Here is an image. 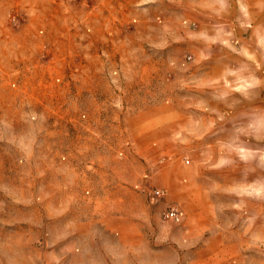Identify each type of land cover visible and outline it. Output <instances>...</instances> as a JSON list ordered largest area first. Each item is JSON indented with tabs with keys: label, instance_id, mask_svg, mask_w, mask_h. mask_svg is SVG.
<instances>
[{
	"label": "rangeland",
	"instance_id": "obj_1",
	"mask_svg": "<svg viewBox=\"0 0 264 264\" xmlns=\"http://www.w3.org/2000/svg\"><path fill=\"white\" fill-rule=\"evenodd\" d=\"M59 2L63 28L54 31L41 0L3 4L9 25L36 30L15 37L31 60L3 81L6 101L15 93L25 104L2 125L8 132L19 123L21 141L2 140L15 149L0 158V264H264V0ZM23 6L33 7L29 20ZM109 23L117 26L105 30ZM26 72L32 76L23 79ZM120 96L160 106L98 102ZM154 117L162 123L158 144L149 132ZM139 123L140 140L124 136ZM192 126L211 140L188 141ZM219 156L220 169L212 167ZM203 161L205 181L225 185L210 200L229 229L207 241L184 233L193 203L180 187ZM109 173L149 188L117 191L113 201L101 186ZM251 179L259 236L244 247L232 232L243 198L235 188ZM148 206L158 229L149 241L116 219L137 220ZM173 209L178 219L168 216Z\"/></svg>",
	"mask_w": 264,
	"mask_h": 264
},
{
	"label": "crops",
	"instance_id": "obj_2",
	"mask_svg": "<svg viewBox=\"0 0 264 264\" xmlns=\"http://www.w3.org/2000/svg\"><path fill=\"white\" fill-rule=\"evenodd\" d=\"M22 0H0V158L6 156V153H10V150L13 151L15 148L11 146H7L6 144L3 145L2 140H9L11 143L17 145V141L20 140V128H19V123L17 124H9L10 127L15 126L14 130L8 129V132H6V129L2 127L3 123H5V115L6 114H16L23 110V108H17V104L20 103L21 105L25 104V99L21 100L20 102L17 101L16 99V94L14 93V97L10 101H6V96H4L3 91V81L6 79V75H8L7 80L12 79L13 76L10 74L14 67L17 66L18 64H24L28 65L31 58L29 57L27 53V46L26 44L21 43V45L17 44L14 42L15 37L19 34H23L24 32H27L29 30H36L32 29L29 24L23 23L17 25L16 28L12 27L11 24L9 25L7 22V14L2 11L3 4L6 2H21ZM26 2V1H25ZM43 4L47 6V9L42 12L43 17H45V22L48 23L46 26V30L48 31H54L56 29L63 28L60 24L62 17H60V10L54 9L57 7H60V2L59 0H41ZM19 10H21V14L23 17L28 20L30 19L31 15L33 14V7L27 8L25 6L20 7ZM58 18L59 21H56L54 18L55 15ZM110 26L105 25V30H113L115 26L114 23H109ZM112 26V27H111ZM119 30L123 31L124 28H119ZM47 35V34H46ZM50 32H48V38L50 37ZM121 46L125 47L126 43L123 40L121 42ZM17 44V45H16ZM97 57V56H95ZM252 60L257 61L256 59L252 58ZM26 67V66H25ZM26 71V70H25ZM24 71V72H25ZM258 70H255L253 73V77H256L258 74ZM261 73V72H260ZM262 74V73H261ZM31 77L32 74L30 73H24L23 79L26 77ZM97 77V76H96ZM94 91V90H93ZM125 92L122 91V94ZM10 94V93H9ZM95 94L97 95V92L95 91ZM112 94L114 95L115 92L113 91ZM11 95V94H10ZM92 95H94L92 93ZM95 95V96H96ZM10 97V96H9ZM12 97V95H11ZM98 101V100H97ZM101 104H109L110 106H115V105H121L125 109H130L131 105L133 107L136 105V109H143L146 107L149 108H154L156 109L160 105L155 103V102H142L140 103H130V101L127 100L126 97L120 96V100H117V98L113 100H106V101H98ZM135 104V105H134ZM149 123V125L152 126V130H150V135L152 136V140L154 143H160L161 142V131H162V123L160 118L154 117ZM239 124V123H238ZM114 125V124H112ZM143 125V123L141 124ZM192 126V130H188L187 134V140L191 141L192 143L199 142L201 141L202 143H205L207 140H211L210 136L212 134H207V133H199L194 130ZM128 131H125L124 136L128 137V139L131 138L140 140L142 130L145 128V125L140 127V123L136 128L129 129ZM13 132L11 136L8 138V133ZM124 132V131H123ZM15 133L17 136H15ZM110 133V131H109ZM171 136V135H169ZM110 135L107 137L109 138ZM210 138V139H209ZM21 141V140H20ZM138 154V153H137ZM135 154L133 155L132 158L140 159L141 155L140 154ZM219 161L217 160V164L212 166L216 167L218 169L222 168L225 166L226 161L225 159H221L219 156ZM217 158V159H218ZM141 161H139L140 163ZM208 166V165H207ZM237 167V166H236ZM224 170V169H223ZM5 173H8L12 175V172L8 171H3ZM205 164L204 161L202 162V169L200 173L197 172H192L190 179L184 184L181 185V189L185 190V195L191 200L193 204H190V207L188 210H186L185 213V218H184V233L185 234H192V232L195 230L197 233V237H200L204 241L210 240L211 238H221L225 234L227 235L229 229L223 225V223L220 221V219H215V216L213 215V204L210 200L211 195L213 194L212 190L215 189H223L225 188V185L221 184H215V183H210L205 181ZM107 180L102 183V189L106 190L109 195H111V200H117L115 195L117 194V191H124V190H134L135 188L143 190V189H148L149 187L147 186V181L142 180L141 182H138L136 185L130 184L125 181H119L117 177L114 174H107ZM109 179V180H108ZM238 187L235 189H238L240 191V194L243 195V198H241L238 202L235 203V207L238 208L236 211V215H238V218L235 219V223L233 225L232 232L235 237L239 238L242 240V243L244 247H247L253 243V239H256L259 234L260 236L264 237V229L260 228L259 233V228H258V221L257 219H254L252 216V207H256L258 205V199H257V183L256 181H253L252 179L245 183L244 185L239 184L237 185ZM167 190H174V187H168ZM159 191V190H158ZM243 191V194H242ZM182 194V193H181ZM171 195V194H170ZM155 196V195H154ZM142 198V196H141ZM187 198V199H188ZM199 201H203L202 205L199 206ZM249 205L250 208H245V212L241 211L242 206ZM179 211V210H178ZM248 213L247 215H245ZM116 219H119L121 221H131V226L129 228V232L133 233L134 235H138L139 237H142L144 239L150 238L151 231L156 234L158 229L155 224L156 222V217L155 214L151 212V207L148 206L145 209V212L141 215V217L137 220L133 219L130 216H125V215H119L116 216ZM119 234L118 236L122 238L124 235L123 233H120L117 231ZM259 233V234H258ZM187 242V241H185ZM150 243V242H149ZM177 244L179 246H184V242L177 241ZM249 244V245H248Z\"/></svg>",
	"mask_w": 264,
	"mask_h": 264
},
{
	"label": "built area",
	"instance_id": "obj_3",
	"mask_svg": "<svg viewBox=\"0 0 264 264\" xmlns=\"http://www.w3.org/2000/svg\"><path fill=\"white\" fill-rule=\"evenodd\" d=\"M155 194L157 195V196H159L160 194H161V191H155ZM168 216L169 217H171V218H179V215H178V212L175 210V209H173L169 214H168Z\"/></svg>",
	"mask_w": 264,
	"mask_h": 264
}]
</instances>
